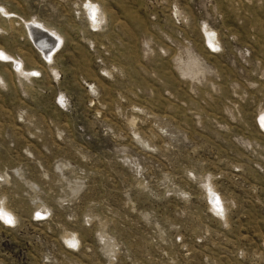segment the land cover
Here are the masks:
<instances>
[{"label":"rangeland","instance_id":"1","mask_svg":"<svg viewBox=\"0 0 264 264\" xmlns=\"http://www.w3.org/2000/svg\"><path fill=\"white\" fill-rule=\"evenodd\" d=\"M0 264H264V0H0Z\"/></svg>","mask_w":264,"mask_h":264},{"label":"bare ground","instance_id":"2","mask_svg":"<svg viewBox=\"0 0 264 264\" xmlns=\"http://www.w3.org/2000/svg\"><path fill=\"white\" fill-rule=\"evenodd\" d=\"M87 8V13H88V15L89 14H91V16H92V18H93V20L95 21V22H100L102 19H101V17H100V15H99V8H98V6L96 5V4H89L88 6H86ZM30 26V28L31 29H29L30 31H31V33H32V35H37V33L38 34H40V35H42V36H44V34H45V32H43V31H41V30H39V26H34V24H30L29 25ZM33 28H35L34 30H33ZM45 30V29H44ZM34 32V33H33ZM34 40H36V43H37V46H39L42 50H44V49H46V47H45V45H43L42 43H40V41L37 39V38H35V36H34ZM50 46H48L47 48H49ZM51 51V50H50ZM217 205V204H216ZM5 215H6V217H7V220L9 221V220H12V216L13 215H11L10 214V212L9 211H7V209L6 210H4V211H2Z\"/></svg>","mask_w":264,"mask_h":264},{"label":"snow or ice","instance_id":"3","mask_svg":"<svg viewBox=\"0 0 264 264\" xmlns=\"http://www.w3.org/2000/svg\"><path fill=\"white\" fill-rule=\"evenodd\" d=\"M9 222H11V221L9 220Z\"/></svg>","mask_w":264,"mask_h":264}]
</instances>
